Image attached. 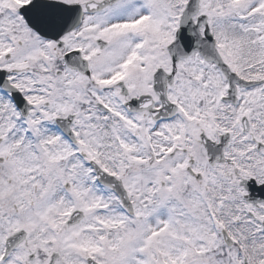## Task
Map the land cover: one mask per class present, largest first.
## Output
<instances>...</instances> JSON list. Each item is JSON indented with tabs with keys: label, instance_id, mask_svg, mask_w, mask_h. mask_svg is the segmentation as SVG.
I'll list each match as a JSON object with an SVG mask.
<instances>
[{
	"label": "snow or ice",
	"instance_id": "snow-or-ice-1",
	"mask_svg": "<svg viewBox=\"0 0 264 264\" xmlns=\"http://www.w3.org/2000/svg\"><path fill=\"white\" fill-rule=\"evenodd\" d=\"M0 264H264V0H0Z\"/></svg>",
	"mask_w": 264,
	"mask_h": 264
}]
</instances>
